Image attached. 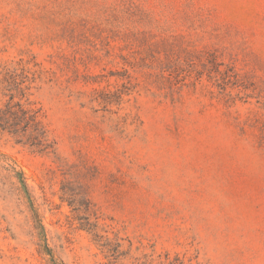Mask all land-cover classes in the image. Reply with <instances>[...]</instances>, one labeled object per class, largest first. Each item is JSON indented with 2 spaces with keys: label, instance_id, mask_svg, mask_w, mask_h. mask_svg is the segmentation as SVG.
<instances>
[{
  "label": "rangeland",
  "instance_id": "obj_1",
  "mask_svg": "<svg viewBox=\"0 0 264 264\" xmlns=\"http://www.w3.org/2000/svg\"><path fill=\"white\" fill-rule=\"evenodd\" d=\"M0 73V264H264V0H0Z\"/></svg>",
  "mask_w": 264,
  "mask_h": 264
},
{
  "label": "trees",
  "instance_id": "obj_2",
  "mask_svg": "<svg viewBox=\"0 0 264 264\" xmlns=\"http://www.w3.org/2000/svg\"><path fill=\"white\" fill-rule=\"evenodd\" d=\"M1 75L2 73H0V77ZM5 83H9V81L6 78L3 80L0 78V86ZM21 92L22 98H25V90L23 89ZM9 97V103L0 109V129L16 137L19 144L29 146L39 153L53 149L40 110L27 108L21 102L15 103L16 97L13 94Z\"/></svg>",
  "mask_w": 264,
  "mask_h": 264
}]
</instances>
